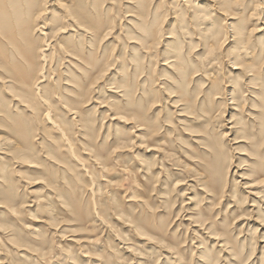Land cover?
Instances as JSON below:
<instances>
[{"label":"rangeland","instance_id":"374dc122","mask_svg":"<svg viewBox=\"0 0 264 264\" xmlns=\"http://www.w3.org/2000/svg\"><path fill=\"white\" fill-rule=\"evenodd\" d=\"M260 1H40L34 74L0 64V264H264Z\"/></svg>","mask_w":264,"mask_h":264},{"label":"bare ground","instance_id":"6f19581e","mask_svg":"<svg viewBox=\"0 0 264 264\" xmlns=\"http://www.w3.org/2000/svg\"><path fill=\"white\" fill-rule=\"evenodd\" d=\"M40 1L0 0V41H5L0 42V64L2 65V69L11 75L12 82L10 84L13 86L10 87L12 88H16L17 83H26L29 75L37 66L38 55L36 46L40 39L36 40L32 37V28L35 27L37 15L42 13ZM260 4H264V1H260ZM77 5L80 6V4ZM259 5L255 9L256 12L260 9ZM75 15L76 17H71L77 20L78 26L76 29H84V20L82 19L84 18V13L80 11L75 13ZM87 18L85 17V19ZM44 25L46 29V24ZM44 27L41 26V29L44 30ZM41 35L45 38L47 36L45 33H41ZM236 35L240 36L241 32H237ZM240 39H243L242 35ZM48 46L49 44L45 42V46L41 51H48ZM76 51L79 54V51ZM47 60L48 56L43 54L42 61L46 62ZM93 66L95 67V64ZM27 92L30 93L28 90ZM253 98L256 100L255 97ZM49 101L48 98H43L40 100V103L46 106L47 104L50 105ZM15 125L19 132L22 129L27 131L22 126V122H17Z\"/></svg>","mask_w":264,"mask_h":264}]
</instances>
